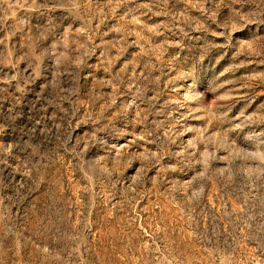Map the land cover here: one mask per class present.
<instances>
[{
    "label": "rangeland",
    "instance_id": "374dc122",
    "mask_svg": "<svg viewBox=\"0 0 264 264\" xmlns=\"http://www.w3.org/2000/svg\"><path fill=\"white\" fill-rule=\"evenodd\" d=\"M0 264H264V0H0Z\"/></svg>",
    "mask_w": 264,
    "mask_h": 264
}]
</instances>
